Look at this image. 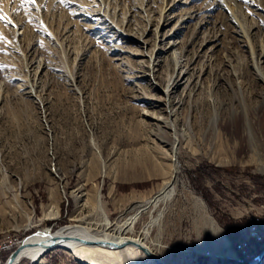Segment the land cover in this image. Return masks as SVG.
<instances>
[{"label":"rangeland","instance_id":"obj_1","mask_svg":"<svg viewBox=\"0 0 264 264\" xmlns=\"http://www.w3.org/2000/svg\"><path fill=\"white\" fill-rule=\"evenodd\" d=\"M217 1L188 0L175 10L188 82L170 93L169 115L148 77L151 30L165 1L148 9L143 0H0L2 264L34 234L98 239L155 196L173 165L174 195L147 207L130 234L162 208L145 243L165 264H248L264 247L242 258L233 249L249 224L245 199L264 198V80L254 66L264 74V0H228L250 43ZM171 62L160 56L153 81L165 84ZM141 111L157 112L174 130ZM174 132L173 156L165 140ZM185 189L203 201L204 221ZM52 255L79 264L60 247L17 264ZM152 262L138 251L99 264Z\"/></svg>","mask_w":264,"mask_h":264},{"label":"bare ground","instance_id":"obj_2","mask_svg":"<svg viewBox=\"0 0 264 264\" xmlns=\"http://www.w3.org/2000/svg\"><path fill=\"white\" fill-rule=\"evenodd\" d=\"M95 1H97L99 5L100 2L104 3V0H95ZM163 1H165V5L159 10L157 22L151 30L153 34V47L149 53L150 71L148 73V77L151 80L152 85L159 88L162 91L161 93H163L164 97H166L165 107L167 113L170 115L171 114L170 93L174 91V89L178 85L186 84V82H188L187 67L186 64L183 63V60L181 58V51H179L180 42L177 41V35L181 29V27L179 26L180 25L179 22L180 21L184 22L183 18L181 17L180 19L174 21V24L172 25V21L174 20L175 17V10L179 9L181 5L188 3V0H163ZM217 2H218L217 3L218 7L222 10L223 15H225L226 19H228L232 23L233 27L235 28V31L241 33L243 36L245 35V37L248 38L247 39L248 42L250 43L246 25L238 15V13L236 12L235 8L229 3L230 1L228 2V0H218ZM142 4H144V6H147V8L150 9L152 0H143ZM113 11H115V8ZM103 15L105 16V14ZM152 15L150 16V19ZM187 15L188 16L186 18H190L193 16V14H189V12L187 13ZM170 24L171 26H169ZM121 36L124 37L125 40L130 39L132 37L126 34H121ZM137 40H139V43L140 42H143V44L146 43V40L143 39L142 37L138 38ZM135 53L141 55V52H135ZM250 54H251V59L254 60L255 52L251 45H250ZM162 55L165 56V59L168 62L170 60L172 61L171 76L166 80L164 85H160L157 82L153 81V76H154L153 71L155 70V67L158 65L160 56ZM263 56H264V52L261 53L260 58H262ZM254 66L257 75L264 80V74L260 71L259 67L256 64ZM141 113L144 117L149 118L153 123L160 124L162 125V127H168L171 130H174V127L169 122V120L167 118L161 117L160 115L157 114V112L141 111ZM245 134L248 143L252 146L253 133L250 128V124L247 120L245 122ZM178 136L179 135L174 132L171 134L170 138L168 137L167 140H165V142H167L171 146V151L173 156L176 153ZM261 169L264 170V166H262ZM175 173H176V167L175 165H173L171 178L162 184L161 188L159 189L158 193L155 196L146 200L141 207L137 208L129 216L125 217L124 219L118 220L115 223V226L110 231L105 232L106 230L105 227L104 232L98 239L85 240L82 238H75L72 236L50 237L45 233L34 234L30 236L28 239H26V241L23 243L22 246L21 245L18 246L20 244V240H18L15 244L14 250L10 253V255L6 260L7 263L6 262L5 263L17 264L20 261V259L25 256L38 258L43 254L42 252L45 250L44 247L53 244L54 248L60 247L65 251H67L79 264H99L100 262L113 258H117L118 260H124L128 257V255L131 252H138V251L144 253V256L152 260L155 264H159L157 263V261H155V259L152 256H150L143 249V247L148 248V250H150V252H152L153 255H155L156 257L158 256L145 243V239L148 236L152 225L160 218L162 214V208H160V210L158 211L157 215L154 218L152 216L150 217V219L143 225L139 233L130 234V232L133 230L134 223L139 218L140 214L147 207L151 206V208L154 209L158 207L160 203H165L172 198V196L175 193ZM185 190H187V195L192 201V204L196 208H199V210H201L204 215H207L203 201L199 197L194 195L192 192H190L188 189ZM96 201L98 204H100L101 196L99 191H97L96 193ZM55 214L56 211L53 213V215ZM78 219H82V218L80 217ZM103 224L106 225V222H104ZM249 224H252V215H250ZM85 228L88 231L92 230L90 226L89 227L87 226ZM153 262L151 264H154ZM0 264H2V262H0ZM250 264H264V254L261 258L255 257L250 262Z\"/></svg>","mask_w":264,"mask_h":264},{"label":"built area","instance_id":"obj_3","mask_svg":"<svg viewBox=\"0 0 264 264\" xmlns=\"http://www.w3.org/2000/svg\"><path fill=\"white\" fill-rule=\"evenodd\" d=\"M245 207H249V215H252V224H244L239 230L237 242L234 243V251L243 256H253L255 248L264 241V198L258 202L245 199ZM242 216V211L237 216ZM245 216V215H244ZM257 242V245L255 244ZM2 249H0L1 251ZM239 260H242L239 258ZM44 264H72L71 260L55 257L44 262Z\"/></svg>","mask_w":264,"mask_h":264},{"label":"water","instance_id":"obj_4","mask_svg":"<svg viewBox=\"0 0 264 264\" xmlns=\"http://www.w3.org/2000/svg\"><path fill=\"white\" fill-rule=\"evenodd\" d=\"M54 248V245L53 244H50V245H47L46 247H44V251L42 252V253H44V255L48 252V251H50V250H52ZM143 249L150 255V256H152L154 259H155V261H157V263H159V264H165L163 261H161L158 257H156L155 255H153V253L152 252H150V250H148V248H146V247H143ZM263 254H264V247L255 255V257H257V258H261L262 256H263ZM35 259H32V258H28V259H26L23 263H21V264H34L35 263ZM248 264H250V263H248Z\"/></svg>","mask_w":264,"mask_h":264},{"label":"snow or ice","instance_id":"obj_5","mask_svg":"<svg viewBox=\"0 0 264 264\" xmlns=\"http://www.w3.org/2000/svg\"><path fill=\"white\" fill-rule=\"evenodd\" d=\"M25 2V0H21V4H23ZM28 2H34V0H28ZM4 17L0 16V20H3Z\"/></svg>","mask_w":264,"mask_h":264},{"label":"crops","instance_id":"obj_6","mask_svg":"<svg viewBox=\"0 0 264 264\" xmlns=\"http://www.w3.org/2000/svg\"><path fill=\"white\" fill-rule=\"evenodd\" d=\"M206 213H207V212H206ZM200 216L202 217L201 220L204 221L203 219L206 217V215H203V214L200 213ZM52 256H54L53 258L56 257L55 255H52ZM52 256H51V257H52Z\"/></svg>","mask_w":264,"mask_h":264}]
</instances>
